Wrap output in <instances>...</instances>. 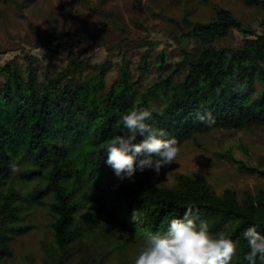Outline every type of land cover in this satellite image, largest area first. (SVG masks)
<instances>
[{
    "label": "trees",
    "instance_id": "1",
    "mask_svg": "<svg viewBox=\"0 0 264 264\" xmlns=\"http://www.w3.org/2000/svg\"><path fill=\"white\" fill-rule=\"evenodd\" d=\"M241 1L261 11V30L212 2L205 20L189 10L180 18L165 16L179 59L170 63L165 49L158 53V76L148 84L130 68L131 49L110 83V58L92 63L76 53L65 66H54L55 48L47 50L50 62L44 66L33 55L25 69L17 57L1 65L0 264L40 227L33 221L40 208L50 216V235L41 238L44 264H134L146 236L165 232L189 206L212 232L225 231L236 243L231 264H251L243 232L256 226L264 234L263 185L241 192L226 187L219 193L203 173H180L167 185L152 179V169L138 170L134 181L121 180L105 151L106 141L126 131L123 117L134 108L149 109L148 122L164 129L165 139L175 137L180 148L215 130L264 128V0ZM93 10L119 33H129L119 12ZM236 30L241 40L226 44ZM74 31L54 29L39 41L60 40L58 47L70 48L104 41L99 32ZM146 43L140 74H149L150 52L159 44L148 37ZM197 111L210 112L214 123L197 120ZM241 148L248 153L246 145ZM215 154L237 172L264 179V155L254 164L237 157L233 148ZM255 264L264 259L257 256Z\"/></svg>",
    "mask_w": 264,
    "mask_h": 264
},
{
    "label": "rangeland",
    "instance_id": "2",
    "mask_svg": "<svg viewBox=\"0 0 264 264\" xmlns=\"http://www.w3.org/2000/svg\"><path fill=\"white\" fill-rule=\"evenodd\" d=\"M209 2L230 8L239 18L261 30V11L244 5L241 0H89V4L82 0H0V67L7 60L17 57L21 67L25 69L30 55L35 56L36 63L44 66L50 62L47 50L55 48L58 50L52 59L54 66H65L69 57L76 53L89 58L92 63H101L110 58L112 69L107 75V82L110 83L117 75L123 54L131 49L133 51L128 54L130 68L136 77L148 84L158 76V53L165 49L170 63L179 59V45L170 38V25L165 16L180 18L189 10L205 20L212 12ZM94 8L119 12L129 33H119L117 26L104 18L102 12L94 11ZM70 27L75 33L99 32L104 36V41H92L72 48L58 47L60 40L52 44H41L54 29L61 32ZM146 37L159 44L150 52L149 74H140L137 70L140 53L149 48ZM241 38L236 30L230 38L233 40L226 44L232 41L238 43ZM118 44L122 45L121 50L118 49ZM2 79L0 73V80ZM242 145L249 148L248 153L241 148ZM229 148H233L237 157L257 164L259 156L264 155V128L215 130L199 135L183 144L177 162L163 167L159 174L153 171L152 179L158 184L172 185L180 173H203L219 193L226 187H234L241 192L264 186L263 178L239 173L230 162L216 156L215 152ZM49 220L50 216L45 208H40L33 218L40 227L23 237L15 246L14 257L1 264H44L46 256L41 238L50 235L51 231L46 226ZM132 255L134 254L130 251L129 257Z\"/></svg>",
    "mask_w": 264,
    "mask_h": 264
},
{
    "label": "clouds",
    "instance_id": "3",
    "mask_svg": "<svg viewBox=\"0 0 264 264\" xmlns=\"http://www.w3.org/2000/svg\"><path fill=\"white\" fill-rule=\"evenodd\" d=\"M151 117L149 109L134 108L123 117L126 131L106 141L107 164L121 180L134 181L138 170L152 169L159 174L163 167L178 160L177 139H165L168 133L149 123ZM196 119L208 124L215 121L210 112L197 111ZM138 136L143 137L140 142H136ZM243 237L250 249L245 259L251 264L257 256L264 259V234L250 226ZM236 250V243L225 231L212 232L209 223L189 206L183 217L170 221L165 232L146 236L134 264H231Z\"/></svg>",
    "mask_w": 264,
    "mask_h": 264
}]
</instances>
